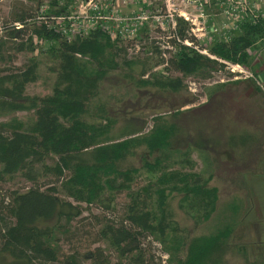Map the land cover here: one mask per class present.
<instances>
[{"label":"trees","instance_id":"obj_1","mask_svg":"<svg viewBox=\"0 0 264 264\" xmlns=\"http://www.w3.org/2000/svg\"><path fill=\"white\" fill-rule=\"evenodd\" d=\"M74 2L49 0L46 14H68ZM39 6L32 12V6L20 5L12 23L1 28L0 65H6L0 66V111H25L29 116L0 120V183L20 176L30 185L6 194L0 188V264H81L83 258L89 264H121L123 260L162 264L161 255L143 246V238L159 245L167 255L165 264H223L235 217L214 232L191 235L171 208V200L177 197L178 207L197 225L211 217L218 200V189L192 170L190 151L170 148L176 127L156 115L146 133L118 138L112 133L116 119L99 100L101 84L110 73L136 62L121 59L125 48L118 46L120 37L112 38L110 28L101 21L81 34L64 33L59 24L36 18ZM15 22L22 27L15 28ZM238 27L239 32L227 39L195 48L187 22L178 19L174 33L193 44L174 42L173 54L162 61L167 71L180 76L152 74L143 79L146 70L142 68L136 84L179 91L184 77H207L212 68L223 66L219 59L246 67L251 48L264 41V17L256 15ZM41 42L52 45L44 50ZM20 52L31 56L18 66L14 60ZM41 57L51 62L47 67L53 76L50 91L27 94V84L39 79ZM125 75L133 77L130 72ZM139 148L144 150L141 166L127 165L128 157ZM146 156H153L152 160ZM141 171L151 179L133 188ZM120 192H125L127 202L118 220L88 213L97 229L87 237L104 248L63 254L58 234L67 236L73 220L86 219L82 216L86 207L113 211ZM51 219L55 221L50 226L46 222Z\"/></svg>","mask_w":264,"mask_h":264},{"label":"rangeland","instance_id":"obj_2","mask_svg":"<svg viewBox=\"0 0 264 264\" xmlns=\"http://www.w3.org/2000/svg\"><path fill=\"white\" fill-rule=\"evenodd\" d=\"M39 1L40 6L30 0H0V35L1 28L12 23L20 5L32 6V12L38 6V12L41 7L47 9L49 0ZM94 4L113 16H131L141 12L160 15L158 21L151 19L143 24L135 36L124 32L118 40V46L125 48L121 59L125 57L136 62L131 68L124 67L110 73L101 84L99 100L106 105V113L116 119L113 135L118 138L132 133H146L152 127L153 117L163 115L177 129L171 138L170 148H187L192 170L200 173L203 179H209L208 184L218 189L214 212L207 221L197 225L178 207V198H173L170 205L179 224L187 228L191 235H202L214 232L226 219L235 217L236 224L228 238V251L223 264H264V69L257 72L264 67V41L250 50L249 63L242 68L248 76L234 75L222 63L223 66L212 68L207 77H184V88L179 91L140 87L135 82L142 68L146 70L141 76L143 79L147 76L151 78L152 74L180 76L173 70L167 71L162 61V58L173 54V51H164V57L160 48L166 43L171 44L174 30L165 16L167 9L176 17V22L178 19L185 20L180 14L188 17L185 20L187 29L192 22L205 26L202 31L205 36L195 37L198 47L238 33V26L244 20L256 15L264 17V0H75L70 12L76 16V24H87V17L93 14L90 6ZM230 8L234 9V16L227 15ZM83 10L86 14L81 15ZM85 15L86 18H82ZM108 25L114 33L124 30L123 25L116 22ZM135 43L139 44L137 52ZM40 45L45 50L52 43L41 42ZM29 56L30 53H17L14 64L22 65ZM50 63L49 58L41 57L39 79L27 84V94L44 95L50 91L53 77L47 69ZM129 72L133 77L125 75ZM28 116L25 111H0V120L12 117L25 120ZM143 151V148L137 149L125 163L140 167ZM146 157L152 160L153 156ZM141 172L133 188L151 179L150 175ZM29 185L20 176H15L1 182L0 188L2 194H6L11 189H25ZM126 202L125 192H120L113 201V211L105 212L97 206L86 207L82 215L87 216L86 219L73 220L68 226L70 231L67 236L58 234L62 253L68 254L74 249L84 253L95 246L104 248L103 243H90L91 238L87 237L97 229L88 213L105 214L118 220ZM54 221L51 219L46 224L51 226ZM154 242L151 238L142 239L143 246L155 256L163 254ZM110 258L112 263L117 260L114 253L110 254ZM162 260L161 263L165 264ZM89 263L88 259H82L81 264ZM121 264L130 263L123 260Z\"/></svg>","mask_w":264,"mask_h":264},{"label":"built area","instance_id":"obj_3","mask_svg":"<svg viewBox=\"0 0 264 264\" xmlns=\"http://www.w3.org/2000/svg\"><path fill=\"white\" fill-rule=\"evenodd\" d=\"M82 7V4L80 5ZM42 10H40L38 13H37V16L36 18L38 20H41L47 24H59V26L62 28V31L65 33L66 31H70V33L72 34H75V33H84L86 32V30L91 27L94 23H97L98 21H101L103 24H105V27H109L108 24L110 22H116V24H120L121 26L123 25L122 30H119L117 33H114L113 31H111V36L112 38H116V37H120L122 38L123 36V33H127V34H130L132 36H135V32H137V30L139 28L142 27L143 24L145 23H148L151 19H155L156 21L159 20L160 18V15L158 14H154V15H151V14H148L146 12H141V13H138L136 15H131V16H113V14L111 13H105L102 11V7L94 4L92 6H90L91 10L93 11V14L89 17H87V24H85L84 22H78L77 24L75 23V19H76V16H74V14H71L68 13V14H64V15H50V14H46V9L44 7H41ZM85 8V7H84ZM40 9V8H39ZM173 11V10H172ZM227 15H232L234 16V9L232 10L231 8L229 10H227ZM83 14H86V12L83 10L81 12V15ZM182 15V17H184V19H188V17L184 16V14H180ZM166 17H168L169 21H171V27H173V29H175V25L177 24L176 22V17H173V14L172 12H170L169 9H167V12L165 14ZM202 16V14H200V17ZM86 18V15L85 16H82V18ZM162 15H161V19H162ZM202 23H204V21H202ZM198 24H196L195 22H192V24H190L188 30H187V33L189 35L193 34L192 36H194V38H199V37H202L205 36V33L202 32L204 31L205 29V26L201 24V26H197ZM14 27L15 28H20L22 27V25L18 22H15L14 23ZM201 32L199 34H197L196 32L197 31H200ZM173 40V41H172ZM171 44L170 43H166V45H161L160 48L163 49V52L162 53V56L166 57L164 51H173L175 50V44L174 42H181L185 45H192L193 42L189 39H184V40H181L179 37H177V35L174 33V30H173V33H172V39L170 40ZM137 43V42H136ZM134 44V49H135V52H137L139 50V44ZM195 48H197V45L194 46ZM130 51V50H129ZM202 51H205L206 50H200V52ZM203 53V52H202ZM204 54H207L204 53ZM211 56V55H210ZM213 57V56H211ZM166 59V58H165ZM219 61L221 63H224L225 66L229 69H231L232 73H234V75L236 74H240L243 76L246 75V70L242 69L244 68L243 65L239 64V63H231L229 61H226V60H222V59H219ZM166 63H163V65H165ZM249 75H251L249 73ZM147 76V75H146ZM248 76V75H246ZM252 76V75H251ZM161 255V258L163 259L162 262L165 263V259L167 258V255L166 254H160Z\"/></svg>","mask_w":264,"mask_h":264},{"label":"crops","instance_id":"obj_4","mask_svg":"<svg viewBox=\"0 0 264 264\" xmlns=\"http://www.w3.org/2000/svg\"><path fill=\"white\" fill-rule=\"evenodd\" d=\"M255 61H256V60H255ZM263 69H264V67H263V68H260L259 70H257V72H258V71H262Z\"/></svg>","mask_w":264,"mask_h":264}]
</instances>
